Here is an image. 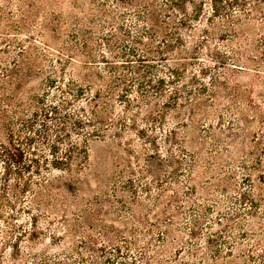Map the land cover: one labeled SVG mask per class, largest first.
<instances>
[{
    "label": "rangeland",
    "instance_id": "1",
    "mask_svg": "<svg viewBox=\"0 0 264 264\" xmlns=\"http://www.w3.org/2000/svg\"><path fill=\"white\" fill-rule=\"evenodd\" d=\"M261 61L264 0H0V106L3 86L58 106L88 155L47 196L0 162V264H263Z\"/></svg>",
    "mask_w": 264,
    "mask_h": 264
},
{
    "label": "trees",
    "instance_id": "2",
    "mask_svg": "<svg viewBox=\"0 0 264 264\" xmlns=\"http://www.w3.org/2000/svg\"><path fill=\"white\" fill-rule=\"evenodd\" d=\"M211 8L213 11H217L216 6H211ZM230 26L233 31L241 29L239 23H232ZM263 63L262 61L254 62V67L264 68ZM29 65L27 63L26 66L28 68L32 67V64ZM25 75L29 76L30 74L23 71V69H16L15 71L12 69L9 70L6 76L10 77V80L13 81L11 83L15 82L13 86L17 87L16 84ZM105 85H107L106 93L114 89L111 82ZM1 88L2 91H6L2 102L9 106V109L11 108L8 111L0 106V162L4 167V180L6 181L10 175L16 180L23 179L25 191H32L31 186L34 184L38 189L32 193L33 196L36 193L47 196V186L43 182L48 180L46 176L50 174V168L73 175L88 158L85 145L68 137L69 132L76 133L82 130L83 122L74 116H58V106L55 105H49V108H40L38 104L40 101L35 96H29L27 100H22L16 97V92L13 90L7 91L4 86ZM99 94L100 91L88 99L91 106L88 112L91 117L87 119V123L89 122L88 125L91 126V130L83 133V143H85L87 137L99 134L103 126L108 125L106 114L108 113L109 103L102 101ZM61 105L62 107L67 106L68 101L63 99ZM41 112L43 118L47 121L42 119L41 122L37 123L38 114ZM51 118L56 119L57 124H55L56 134L53 137L52 144L48 146L50 152V156H48L44 150L38 148V145L39 143L42 145L43 142H47L49 139L47 122ZM68 119H70L69 125H67ZM37 139L40 141L39 143ZM59 146L63 147L59 148ZM42 147L44 146L42 145ZM43 171L46 174H42ZM36 175H38V178L35 179ZM258 240L259 245H261L260 238ZM261 250L264 253V248H261Z\"/></svg>",
    "mask_w": 264,
    "mask_h": 264
}]
</instances>
